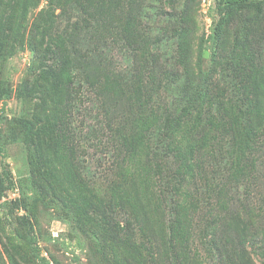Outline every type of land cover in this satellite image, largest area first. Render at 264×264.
Wrapping results in <instances>:
<instances>
[{"label":"trees","instance_id":"obj_1","mask_svg":"<svg viewBox=\"0 0 264 264\" xmlns=\"http://www.w3.org/2000/svg\"><path fill=\"white\" fill-rule=\"evenodd\" d=\"M41 2L0 0V101L11 95L9 59L27 42L32 59L12 134H22L32 153V181L52 188L75 217L96 264H264V43L256 38L257 30L264 34V0H216L210 66L200 83L184 44L159 54L156 46L179 36L178 25L172 18L156 34L143 22L142 1ZM182 16L176 22L186 24ZM234 18L241 24L233 33ZM85 37L98 44L94 56L74 45ZM121 39L127 63L109 68L106 48ZM87 89L103 117L92 132L111 130L116 152L113 177L98 183L113 185L106 196L93 195L87 185L96 181L81 177L68 141L69 109ZM113 94L134 102L125 117L131 130L110 125L118 103L102 100ZM7 179L0 172V196ZM10 203L13 212L25 210L14 217L31 251L19 259L8 251L10 264H51L26 195ZM0 264H7L1 251Z\"/></svg>","mask_w":264,"mask_h":264},{"label":"rangeland","instance_id":"obj_2","mask_svg":"<svg viewBox=\"0 0 264 264\" xmlns=\"http://www.w3.org/2000/svg\"><path fill=\"white\" fill-rule=\"evenodd\" d=\"M142 1L144 8L141 10L149 13V19L143 17V22H149V29H153L156 34L161 36L165 34V26L170 19L177 24L179 36L165 37L158 46V52L163 58L171 56L178 49V44H184L189 53V65L194 72L193 81L200 83L202 74L210 66L211 46L214 35V29L219 15L216 9V0H138ZM47 0H42L40 7L46 4ZM126 7V4L124 2ZM134 9L138 10L135 3ZM186 12V24L176 22L183 17ZM171 21V20H170ZM117 24L118 22H108ZM171 24V22H170ZM183 24L186 26V37H182ZM238 18L233 19L232 32L240 25ZM184 26V27H185ZM107 27V26H106ZM160 36V37H161ZM164 37V36H163ZM256 38L258 44L264 43V34L257 30ZM88 37L78 39L74 45L88 54L94 56L96 45L90 42ZM96 41V40H95ZM119 41V40H117ZM97 43V41H96ZM124 43L121 39L118 43L110 44L106 48V66L114 69H124L127 58L125 51L120 49ZM257 49V48H256ZM32 53L27 42L18 50L8 63V73L11 85V95L6 104L0 101V130L3 135L0 136V172L5 171L8 174V189L0 196V251L3 253L7 264H10L12 253L17 259L19 252L22 254L31 253L27 241L25 228L16 221L14 215L25 213L24 209L13 212L10 201L21 198L25 194L29 204V214L35 224L38 234V245L40 252L45 255L51 264H96V259L90 251L80 228H76V220L65 206L54 198L53 189H45L43 185H36L31 173V151L22 139V134L16 137L12 134V127L16 125V119L21 112V102L18 97V88L26 77ZM88 66V65H87ZM87 69V68H86ZM95 93L87 89L81 99L76 104H72L69 109V118L67 125L69 130L68 141L74 144L75 158L80 169L81 177L91 178L96 181V185H87L92 189L94 196H106L109 194V188L113 185H98L101 179H111L113 177L114 166L112 162L116 152L111 144V130L103 129L102 133L95 132L93 128L95 122L102 121V115L99 111L92 110L97 107L99 101L94 97ZM105 96L102 100H115L118 105H114L115 118L109 120L110 125L114 127H124L131 130L130 122H126L125 117L132 113L129 107L134 102L131 99H123L121 96ZM120 99V100H119ZM4 107V108H3ZM130 111V112H129ZM121 124V125H119ZM101 125L104 127L105 123ZM95 129V128H94ZM2 147V148H1ZM118 153V152H117ZM262 169L261 184L264 186V164L260 165ZM261 171V170H260ZM39 177H43L40 175ZM104 182V181H103ZM50 186V185H47ZM69 186V185H67ZM86 186V185H82ZM63 187H65L63 185ZM264 190V187L262 188Z\"/></svg>","mask_w":264,"mask_h":264}]
</instances>
